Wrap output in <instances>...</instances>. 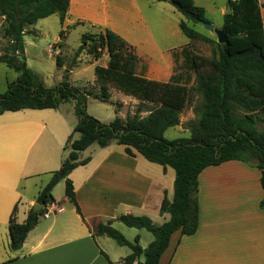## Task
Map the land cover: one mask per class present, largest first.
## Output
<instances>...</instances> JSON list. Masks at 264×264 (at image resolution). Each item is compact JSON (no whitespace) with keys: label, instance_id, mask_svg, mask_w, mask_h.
Segmentation results:
<instances>
[{"label":"trees","instance_id":"trees-1","mask_svg":"<svg viewBox=\"0 0 264 264\" xmlns=\"http://www.w3.org/2000/svg\"><path fill=\"white\" fill-rule=\"evenodd\" d=\"M69 1L0 0V17L5 21L3 36L11 41L9 52L0 55V63L18 73L15 80L7 83V90L0 93V114L27 108H57L61 102L75 101L79 115L66 139L64 148L67 154L60 168L52 173L37 195L36 201L41 207L36 211L31 208L25 221L18 223L15 220L17 205L14 206L8 222L10 249L17 250L22 246L27 233L37 224L47 206L55 202L52 189L60 180H64V194L80 214L68 175L77 166L88 163L90 156L82 158L81 152L92 144L105 147L115 142L123 145L126 154L134 156L138 152L164 169L167 166L173 168L175 173L173 196L169 199L165 192L159 207L161 214H169L168 220L156 225L146 215L122 213L116 217L128 227L150 231L154 239L147 247L139 244L138 236L134 242L129 241L111 225V221L94 227L96 233L130 248V253L120 260V264H159L173 233H195L199 214L198 176L207 166L230 160L254 164L260 170L259 181L263 190L260 206L264 208V2L227 0L230 12L224 13L222 26L226 30L227 42L218 43L188 24L189 20L207 21L204 7L196 5L195 0H167L184 16L185 20L181 19L178 25L187 38L203 40L217 49L209 60L202 58L199 61L195 56L192 59L196 70L208 62L211 71H196L192 89L201 96L202 105L197 109V120L189 125V137L168 139L164 132L180 123L179 115L188 102L190 87L150 79L138 73L140 58L134 47L114 30L104 27L97 32L83 33L74 55L75 60L84 50L93 60H98L103 53L106 54L107 64L94 67L96 93L75 87L67 80L47 87L26 61L20 59L26 28L53 13H57L63 23ZM64 32L61 29L60 37ZM56 65L58 68L64 65L59 55H56ZM111 86L155 106L144 116L140 115L138 107L124 118L116 115L109 123L102 122L86 111V98L93 94L108 101ZM101 254L106 264H119L111 261L105 252L101 251ZM142 255L143 261L140 260Z\"/></svg>","mask_w":264,"mask_h":264},{"label":"crops","instance_id":"crops-1","mask_svg":"<svg viewBox=\"0 0 264 264\" xmlns=\"http://www.w3.org/2000/svg\"><path fill=\"white\" fill-rule=\"evenodd\" d=\"M131 4L133 11L118 0H70L65 19L72 16L74 21L90 20L114 30L134 46L140 56L138 73L150 79L169 81L174 73V48H168L167 54L154 46L145 49L154 43L153 35L138 4L134 0ZM153 60L155 64L145 65L144 61ZM130 97L133 96L119 99L118 110L128 107L130 100L126 99ZM19 111L5 112L15 114ZM51 122L24 117L0 121V135L7 141L0 149V264H106L101 251L120 264L127 253L116 252L108 237L96 233L94 227L108 221L112 225L119 221L116 218L119 214L138 215L136 211L150 218L148 212L159 213L164 221L168 220L169 214H161L159 207L165 192L169 199L173 196L175 173L168 185L165 180L168 166L164 169L161 165L162 170H157L144 164L138 156L140 153L130 156L114 147L112 143L115 142L92 150L86 155L90 156L88 163L77 166L68 175L80 214L65 194L70 204L68 210L53 196V203L62 209L52 211V218L51 212L43 216L47 219L44 222L40 220L42 214L22 246L17 250L9 247L8 222L14 206L17 205L16 222H24L37 203L39 191L66 156L57 152L56 133L50 129ZM42 138L34 153L32 170L22 172L30 148ZM33 175L47 176L48 180L28 205H22L19 218L21 196L17 181L21 176ZM259 178L260 170L254 164L238 160L204 168L198 176L197 229L191 235L173 233L159 264H264V208L260 206L263 190ZM105 246L110 247L116 257H111Z\"/></svg>","mask_w":264,"mask_h":264},{"label":"rangeland","instance_id":"rangeland-1","mask_svg":"<svg viewBox=\"0 0 264 264\" xmlns=\"http://www.w3.org/2000/svg\"><path fill=\"white\" fill-rule=\"evenodd\" d=\"M129 10H132V0H118ZM140 7V12L143 15L146 23H148L150 32L153 35L154 43L145 47V49H151L153 46L162 50L167 54L168 48H174L172 50L174 56V73L169 81L186 84L190 87V95L185 108L180 112V123L175 127H170L164 132V136L168 139H175L180 137H189L190 129L189 125L197 120V109L202 105L201 96L192 89L195 85L196 71L199 70L203 73L211 71V66L208 62H205L199 69L196 70L193 64V57L198 60L202 58L209 60L214 51L217 49L215 46L203 40H191L187 38L179 29V21L184 19V16L175 9V7L167 0H134ZM260 3L264 0H259ZM195 4L204 7L205 17L207 22L214 25L215 28L221 29L223 26V15L228 8L227 0H195ZM133 11V10H132ZM133 13V12H132ZM264 22V11H262ZM185 20V19H184ZM127 24V23H126ZM125 24V25H126ZM190 27L202 32L206 36L216 40V35L213 31H210L203 23L195 21H188ZM5 21L0 17V55L9 52L10 39L3 36V27ZM100 24L94 23L90 20H78L74 21L72 16H68L63 23H61L59 15L53 13L45 18L39 19L35 24L26 28L27 33L24 35V54L19 52L20 59L23 58L26 61L27 66L36 73L47 87H53L59 84L63 80H67L71 85L83 89L89 88L90 91L96 93L98 86L96 84V76L94 73V67L96 64L104 65V56L98 61H93L91 55L87 54L84 50L81 51L78 57L74 60L75 52L81 44V36L85 32H97L99 28H104ZM64 29V35L60 37V31ZM128 42V41H127ZM134 47V46H133ZM135 52L136 49L134 48ZM141 51V49L139 50ZM105 52V51H104ZM137 53V52H136ZM56 55L62 57L64 65L60 68L56 65ZM138 55V53H137ZM139 56V55H138ZM140 58V56H139ZM141 60V58H140ZM157 60V58H156ZM153 61H144L148 67L155 64ZM18 73L12 68L8 67L4 63H0V93L7 90V83L15 80ZM111 98L108 101H102L93 94L87 95L86 98V111L97 118L98 120L109 123L114 119L116 115H122V118L126 114H133L138 107H140V115L144 116L148 113L149 109L155 105L153 103L144 102L139 99L131 98L128 102V107L123 110H118L120 104H118L120 98L128 97L119 90L110 87ZM121 103V102H120ZM28 118L37 119L40 121H58L50 124V129L56 133L54 144L57 146V152L62 155L67 154V150L64 149V143L67 136L72 132L73 127L79 120V115L76 111L74 101L61 102L57 108L32 110L23 109L18 113L5 112L0 116L1 120L14 119V118ZM262 125L260 124L259 127ZM77 137V134L74 135ZM39 139L38 142L32 146L26 157V163L24 166V173H28L32 170L31 163L34 158V153L38 150V145L42 142ZM7 141L0 135V149L5 145ZM114 147L123 150L121 145L112 143ZM97 144H92L90 147L82 151V157H86L92 150H98ZM140 160L144 164H150L157 170H162V166L156 163L147 161L142 155H138ZM253 163L255 161H252ZM168 168L166 175V182L169 185L170 178L174 177V169ZM47 176H21L17 181V188L20 192V202L18 203L19 212L18 217L21 218L22 205H28V201L33 199L37 192L47 182ZM171 185V184H170ZM53 196L57 203L64 205L68 210L70 204L65 200L64 195V181L60 180L53 188ZM65 200V201H64ZM50 212V211H49ZM151 215V219L154 224H159L164 221V218L160 217L159 213L148 212ZM50 217L54 216V213H49ZM139 214V211H136ZM168 218V215H166ZM41 221H45L43 215L40 217ZM95 225V223H94ZM114 228L120 231L129 241L134 242L135 237H140L139 244L145 248L153 240V234L146 229H139L135 227H128L120 221H115L112 224ZM95 231V229H94ZM108 240L112 248L117 252L130 253V248L127 246L118 245L113 239L108 237ZM110 251L111 257H116V254L110 247L105 246ZM140 260H144V256L140 257Z\"/></svg>","mask_w":264,"mask_h":264},{"label":"water","instance_id":"water-1","mask_svg":"<svg viewBox=\"0 0 264 264\" xmlns=\"http://www.w3.org/2000/svg\"><path fill=\"white\" fill-rule=\"evenodd\" d=\"M227 13L230 12V6L228 5L227 8ZM202 23L210 30L213 31L216 35V40L218 43H226L227 42V35H226V30L224 28L218 29L215 28L213 24L207 22V21H202ZM13 53H15V51H13ZM41 205L39 204H34L33 205V210L36 211L38 208H40Z\"/></svg>","mask_w":264,"mask_h":264},{"label":"built area","instance_id":"built-area-1","mask_svg":"<svg viewBox=\"0 0 264 264\" xmlns=\"http://www.w3.org/2000/svg\"><path fill=\"white\" fill-rule=\"evenodd\" d=\"M61 209H62V208L58 207V206L55 205L54 203H50V204L47 206V210L43 213V216H44V217H47L49 211L52 212V211H58V210H61Z\"/></svg>","mask_w":264,"mask_h":264}]
</instances>
